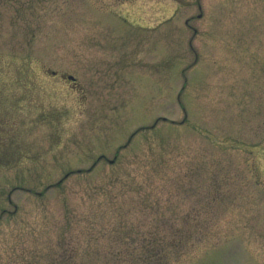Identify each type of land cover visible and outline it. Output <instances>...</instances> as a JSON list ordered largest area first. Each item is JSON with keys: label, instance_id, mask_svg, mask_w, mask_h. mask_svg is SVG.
<instances>
[{"label": "rangeland", "instance_id": "374dc122", "mask_svg": "<svg viewBox=\"0 0 264 264\" xmlns=\"http://www.w3.org/2000/svg\"><path fill=\"white\" fill-rule=\"evenodd\" d=\"M163 251L264 264V0H0V264Z\"/></svg>", "mask_w": 264, "mask_h": 264}, {"label": "trees", "instance_id": "16d2710c", "mask_svg": "<svg viewBox=\"0 0 264 264\" xmlns=\"http://www.w3.org/2000/svg\"><path fill=\"white\" fill-rule=\"evenodd\" d=\"M191 169V168H190ZM191 171V170H190ZM198 172L195 171L193 174H191V177L193 178L195 174ZM214 186L211 187V189H208V191H204L206 196H203V200L198 202L197 206L193 209L194 212L200 213H215V211L224 204V194L221 190L220 185L215 181ZM192 189V187H191ZM217 212V211H216ZM214 216V215H213ZM147 254V253H146ZM167 253L165 251L157 253L154 257L159 256L158 263L159 264H165L167 261ZM22 258H25V256L19 254Z\"/></svg>", "mask_w": 264, "mask_h": 264}, {"label": "water", "instance_id": "95a60500", "mask_svg": "<svg viewBox=\"0 0 264 264\" xmlns=\"http://www.w3.org/2000/svg\"><path fill=\"white\" fill-rule=\"evenodd\" d=\"M70 78H72V76H69Z\"/></svg>", "mask_w": 264, "mask_h": 264}]
</instances>
